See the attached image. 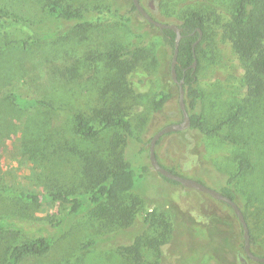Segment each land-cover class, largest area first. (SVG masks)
<instances>
[{
    "label": "rangeland",
    "instance_id": "obj_1",
    "mask_svg": "<svg viewBox=\"0 0 264 264\" xmlns=\"http://www.w3.org/2000/svg\"><path fill=\"white\" fill-rule=\"evenodd\" d=\"M49 1L54 0H0L9 16L0 18V189L36 196L23 199L0 193V264L5 262L9 247L40 235L54 238L52 248L42 255H29L19 264H132L122 257L119 247L130 245L141 235L145 211L171 207L177 208L190 226L193 252L198 250L205 264H215L212 251L205 246L214 232L212 216L217 214L221 220V231L231 229L229 210L204 193L166 180L149 161L154 134L182 121L179 90L169 72L170 48L158 30L133 10V0H55L63 10L85 14L88 23L81 29L76 22L51 17ZM236 1L140 0L149 14L163 23L179 25L190 12L203 17L207 55L199 57L197 79L203 93L198 109L206 121L215 124L239 105L246 107V116L232 131L241 145L188 129L165 136L156 147L158 159L165 168L201 179L215 190L236 173L241 158L248 159L252 169L235 189L243 202L248 201L246 212L258 216L256 221L249 219L256 238L252 250L264 257V96L246 100L244 65L228 37ZM43 33L54 37L33 42ZM13 41L28 44H9ZM129 50H141L148 56L140 60L141 69L130 76L133 79L129 78L141 79L144 84L133 87L119 108L143 141L130 139L117 128L103 130L95 139L78 135L76 115H85L90 125L99 128L93 112L107 100L110 84L118 83L117 66L103 54ZM128 87L132 88L131 84ZM161 92L171 98L156 113L154 103ZM13 95L44 100L53 107L22 109L8 99ZM120 151L124 159L135 162L137 192L126 193L120 200L132 207L137 204L135 222L124 220L127 214L121 205L115 208L103 203L73 217L69 205L46 198L51 192L72 197L88 191L99 174L114 166L113 154ZM144 165L148 171L139 169ZM235 231L237 235L229 238L233 250L219 240L224 245L218 250L220 257L229 264H258L241 249L244 239L238 225ZM92 242L97 243L90 245ZM178 244L176 255L169 248L163 250L165 264L189 262L188 250ZM143 253L147 264L156 262L153 251L144 248Z\"/></svg>",
    "mask_w": 264,
    "mask_h": 264
},
{
    "label": "trees",
    "instance_id": "obj_2",
    "mask_svg": "<svg viewBox=\"0 0 264 264\" xmlns=\"http://www.w3.org/2000/svg\"><path fill=\"white\" fill-rule=\"evenodd\" d=\"M58 4L59 3L55 0L49 1L48 13L51 17L76 22V27L78 29L86 27L88 21L86 20L85 14L79 10H63L58 6ZM133 10L137 11L134 4ZM0 18L3 20L9 18L6 11L1 7ZM149 26L152 29L158 30L159 34L163 37L165 44L168 48H170L171 56L173 57L176 38L175 32L170 29L160 30L151 24H149ZM179 26L182 28L183 37L180 41L176 70L178 79L184 80L185 101L191 117V127L189 129L205 137L219 138L233 145H241V142L237 139L232 131L246 116L245 106L239 105L224 118L211 125L206 121L204 115L198 109V105L203 97V93L198 87L197 74L200 67L199 57L201 55H207V52L203 47L205 37L203 36L202 40L196 45L195 54L193 52V44L199 37L197 28H201L203 32H205L203 17L198 12H190L183 22L179 24ZM52 37H54V35L51 33H43L42 36L35 38L33 42L50 39ZM228 37L232 43V47L237 58L244 65L245 71L243 82L246 91V100L251 101L262 98L264 96V0L236 1L234 11L231 15V22L228 26ZM9 44H22L23 47H26L28 43L25 41H13ZM145 54H143L141 50L137 52H135V50H129L122 52H108L103 54L108 58V60L117 66L118 83L110 84V95L107 97V100L104 102L101 108H97L93 112L94 118L99 119V128L90 125V121L85 115H76L75 128L78 135L88 139H95L103 130L117 128L130 139L140 143L143 141L142 138L137 136L133 131L127 115L119 108V102L127 98L130 95V92H133V87L138 88L140 85L144 84V81L141 79H134L131 81L130 79L133 78L130 76H133L141 69L139 68L141 64L140 60L142 58L145 60L148 57ZM172 57L170 59L169 72ZM195 60H197V67L196 69H193L191 68V65ZM130 84L132 88L128 87ZM126 91L128 92L126 93ZM170 98V94L161 92L154 103V112L160 113ZM8 99L16 103L22 109H28L39 105L50 108L53 107L49 102L44 100L22 98L17 95L10 96ZM183 132H174L166 134L165 136L176 134L179 135ZM165 136H163L158 141L157 147L161 144ZM113 144L118 145L115 142ZM115 145H113V149L116 148ZM113 155L114 166L107 167L106 172L99 174L97 178H95V181H93V183L90 185L88 191L74 195L72 197L64 195L60 192H51L46 195V198L51 202H61L69 205V211L73 217L79 216L80 214L87 212L89 209L95 206H101L103 203L113 204L115 208L116 206L121 205L127 214L124 217V220L135 222L134 220L138 211V209L135 208V205L137 204L135 203L132 207V205L120 201L124 194L129 192H137L135 189V162L132 163L128 159H124V157H122L121 151L116 152ZM139 169L148 171V168L145 165L139 166ZM251 169L252 164L250 161L246 158H241L238 161L236 173L226 179L225 184L220 188L219 191L230 197L239 205L249 225L251 233V245H253L256 238L253 234L249 219L252 218L256 221L258 216H256L255 213L248 214L246 212L248 201L244 200L243 202L241 194H239L235 189L239 179L246 175ZM170 171L174 172L172 170ZM89 173L91 174L93 172L89 171ZM196 180L203 182L201 179ZM171 182L179 184L174 181ZM0 193L9 196L19 195L23 199L34 198L22 193L17 194L8 189H0ZM207 196L210 197L214 202L225 205L229 210L227 218H229L231 229H225L221 231V220L218 218L217 214H213L212 217L214 218L212 219V223L214 232L210 233L208 244L204 242V245L206 244V248L210 249L209 252L212 251L211 257L215 260V264H229V262H227L228 260L220 257L219 255L220 251L218 252V250H221L224 247V245L220 244L219 240H222V242L226 244L225 246H228L229 248L231 247L230 249H232L233 244L230 242L229 238H233L237 235L235 231L236 225H238L239 236H242V226L233 209L228 204L215 200L209 195ZM141 216L143 217L144 224L143 228L140 230L141 235L137 236L134 242L130 245H121L119 247L122 257L130 261L132 264H147L145 262L143 249L148 248L153 251L154 255L156 256V262L154 264H165L163 250L165 248H169V250L172 252V255H176L178 250L176 248V244L179 243L178 247L183 246L184 250H188L186 255L188 259L190 258V260L187 264H205L203 257L198 256V250H194L193 252V245L191 244L189 238V233L192 231L190 226L187 224V221L183 219V216L177 208L171 207L170 209L163 210L155 208L145 211ZM146 228L148 230L152 229V232L147 233ZM221 234L224 235V238H220ZM216 236L219 237V239ZM217 241L218 243L215 244V249L211 248V244ZM96 243L92 242L90 245H95ZM53 244V237L49 235H40L28 242L9 247L8 252H6V260L3 264H19L21 260L29 255L45 254L52 248ZM199 247L195 246V248ZM241 249L244 252V245H241Z\"/></svg>",
    "mask_w": 264,
    "mask_h": 264
},
{
    "label": "water",
    "instance_id": "obj_3",
    "mask_svg": "<svg viewBox=\"0 0 264 264\" xmlns=\"http://www.w3.org/2000/svg\"><path fill=\"white\" fill-rule=\"evenodd\" d=\"M133 4L135 8L137 9V11L143 16V18L149 24L157 27L160 30H165V29L173 30L176 34L174 54H173L172 61H171L170 73H171L172 81L177 85L178 90H179V108L182 113V121L179 123H173V124L166 125L165 127L159 129L154 134V136L152 137L150 141V147H149V161H150L151 166L157 173H159L161 176H163L164 178L170 181L177 182L183 185L185 188L194 189L196 191H199L201 193L211 196L215 200L228 204L233 209L234 213L238 217V220L242 226L243 239H244V252L246 256L254 262L264 264V257L255 254L252 250L251 233H250L249 225L244 216V213L242 212L239 205L234 200L224 195L219 190H215L196 179L187 178L180 174L171 172L169 169L161 165L158 159V156H157V152H156L158 141L166 134L187 131L191 127V117H190V113L188 111L186 101H185L184 80L178 79V74L176 70V65L178 63L180 41L183 37L182 28L178 24L163 23V22L156 20L142 6L140 0H133ZM197 30L199 32V37L196 40V42L193 44L194 54H195V47L202 40L203 34H204L201 28H197ZM196 67H197V60H195L193 64L191 65V68L193 69H196Z\"/></svg>",
    "mask_w": 264,
    "mask_h": 264
}]
</instances>
